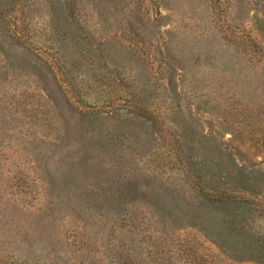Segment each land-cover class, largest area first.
<instances>
[{"label":"rangeland","instance_id":"1","mask_svg":"<svg viewBox=\"0 0 264 264\" xmlns=\"http://www.w3.org/2000/svg\"><path fill=\"white\" fill-rule=\"evenodd\" d=\"M0 264H264V0H0Z\"/></svg>","mask_w":264,"mask_h":264},{"label":"trees","instance_id":"2","mask_svg":"<svg viewBox=\"0 0 264 264\" xmlns=\"http://www.w3.org/2000/svg\"><path fill=\"white\" fill-rule=\"evenodd\" d=\"M249 46L252 47V49H258L259 50L258 46H260V45H258V43L256 44V42L255 43L249 42L246 48H248ZM202 197L207 199V200H211L213 203H217V204H245L247 202L243 198H238V197L234 196L233 194L232 195H226L223 193H216L210 197H205V196H202Z\"/></svg>","mask_w":264,"mask_h":264}]
</instances>
